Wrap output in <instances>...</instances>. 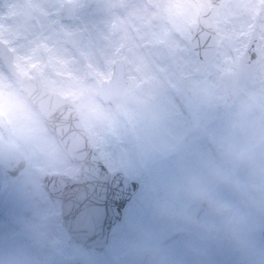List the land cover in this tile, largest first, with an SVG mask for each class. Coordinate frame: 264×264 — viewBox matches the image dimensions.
Here are the masks:
<instances>
[{
	"label": "rangeland",
	"instance_id": "rangeland-1",
	"mask_svg": "<svg viewBox=\"0 0 264 264\" xmlns=\"http://www.w3.org/2000/svg\"><path fill=\"white\" fill-rule=\"evenodd\" d=\"M26 2L30 17L23 16ZM68 5L74 20L65 17ZM198 13L192 0H0V37L20 72L10 74L0 60V151L16 148L28 160L17 179L0 165V264H65L74 257L115 264L146 248L154 252L152 264H262L264 157L247 171L238 164L264 136V0H224L210 75L191 48ZM255 28L263 43L259 67L228 105L224 74L238 70ZM116 60L126 63L129 95L106 102L98 90ZM23 76L67 96L110 170L144 173V188L106 253L68 245L60 204L42 179L53 171L75 177L79 166L24 96ZM207 86L213 103L194 126L184 100L199 98ZM205 196L216 218L194 226ZM141 204L151 206L146 217L136 211Z\"/></svg>",
	"mask_w": 264,
	"mask_h": 264
},
{
	"label": "water",
	"instance_id": "water-1",
	"mask_svg": "<svg viewBox=\"0 0 264 264\" xmlns=\"http://www.w3.org/2000/svg\"><path fill=\"white\" fill-rule=\"evenodd\" d=\"M197 1L203 4L202 9L204 10L193 45L198 54L211 63L212 56L217 49L212 20L221 0H213L215 6L213 10L207 8V0ZM70 11L68 15L73 17L74 14ZM30 13L28 9L25 15ZM258 55L259 39L257 32H255L242 61L241 70L235 78L227 79L226 86L230 104L234 103L238 92L250 81L257 64ZM0 56L13 69L11 53L2 42H0ZM25 86L29 98L36 108L43 113L52 129L58 133L65 149L79 163L85 162L79 181L73 182L69 179L54 177L57 180L53 191L64 202L65 225L73 235L71 244L80 241L90 248L104 251L112 227L117 220H122L123 209L137 191L139 182H128L122 173L111 175L106 171L97 157L96 150L90 147L83 126L79 121V115L73 105L61 96L51 94L43 89L42 84L37 79L26 81ZM100 92L105 99L127 96L123 62L117 66L115 80L101 88ZM210 99L211 95L208 92L191 109L192 115H196L201 104H209ZM8 153L17 154L16 151H9ZM262 154H264V144L248 155V164L255 162ZM3 161L6 167L11 170L12 166L5 160V156H3ZM20 164L21 161L18 166ZM208 216H211L210 211ZM261 238L264 240V232ZM144 259L143 264H149V256H144ZM68 264H83V262L75 259L68 261ZM120 264L142 263L140 259L131 262L126 258Z\"/></svg>",
	"mask_w": 264,
	"mask_h": 264
}]
</instances>
